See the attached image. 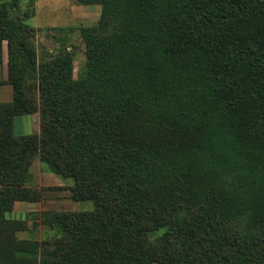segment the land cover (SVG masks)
<instances>
[{
    "label": "trees",
    "instance_id": "1",
    "mask_svg": "<svg viewBox=\"0 0 264 264\" xmlns=\"http://www.w3.org/2000/svg\"><path fill=\"white\" fill-rule=\"evenodd\" d=\"M74 1L102 8L77 79L0 0V264H264V0ZM37 159L94 204L38 214L44 242L9 218L50 191L30 187Z\"/></svg>",
    "mask_w": 264,
    "mask_h": 264
},
{
    "label": "rangeland",
    "instance_id": "2",
    "mask_svg": "<svg viewBox=\"0 0 264 264\" xmlns=\"http://www.w3.org/2000/svg\"><path fill=\"white\" fill-rule=\"evenodd\" d=\"M6 2H17L20 8L16 11L17 16L28 18L27 24L33 29L32 45L35 46L40 59L48 55H56L66 50L74 56V76L77 79L86 67L87 49L81 37L82 28L95 27L100 22L102 8L100 5L83 6L74 0H5ZM4 79H8V56L7 47L4 48ZM24 119L19 118L15 124V133L20 135L38 134L34 125L28 126ZM45 168V166H43ZM45 171V170H44ZM43 171V172H44ZM37 173L39 174L38 170ZM49 172H44L43 182L36 179L35 185L38 189H50L45 193L44 204L34 205L38 213L56 212H86L94 211L92 202H75L71 198L70 188L73 182L70 179L58 181L53 176L49 181ZM52 174V173H50ZM47 175V176H46ZM54 175V174H53ZM51 177V176H50ZM36 186H34L36 188ZM29 214V213H28ZM27 214V215H28ZM29 233L28 238L39 242L50 241L56 238V233L41 223L38 214L26 217ZM177 232V230H175ZM167 229L155 232L152 238H163Z\"/></svg>",
    "mask_w": 264,
    "mask_h": 264
},
{
    "label": "crops",
    "instance_id": "3",
    "mask_svg": "<svg viewBox=\"0 0 264 264\" xmlns=\"http://www.w3.org/2000/svg\"><path fill=\"white\" fill-rule=\"evenodd\" d=\"M12 101H13V91H12L11 86H9V85L0 86V103H10ZM19 118H30V119H24L25 120L24 121L25 124H27L28 126L34 125L36 127L35 128L36 131H39L40 132V118H39V115H33V116H27V117H19ZM19 118H16L15 119L14 127H15V124L18 121ZM16 135L17 136H24V135H20V134H16ZM37 170H38L39 174L37 173ZM43 171L44 172H47V170L42 166V164L39 161V159H37L34 162L33 167L31 169V173L34 176V181L30 185V187L36 186L35 185L36 179L39 180V183L43 182V180H44V178H43L44 172ZM47 175L49 176V178H48L49 181L53 180V177L56 178V176L53 175V174L48 173ZM56 179L58 181H60L59 178H56ZM36 188H38V186H36ZM42 204H44V203L43 202H38V203L16 202L15 203V206H14V210L9 215V218L10 219H14V220H25L26 217L29 216V215H32V214H35V213L40 214L38 212L40 210L42 211V209L34 210L33 209V206L34 205H37V206L40 205V206H42ZM25 221H27V220H25ZM19 238H21V239L28 238V233H22V234H20L19 235Z\"/></svg>",
    "mask_w": 264,
    "mask_h": 264
}]
</instances>
